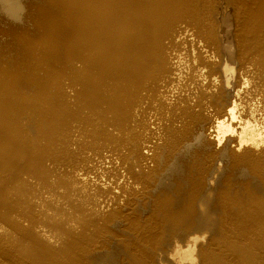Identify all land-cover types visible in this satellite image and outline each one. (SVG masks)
I'll return each mask as SVG.
<instances>
[{
	"label": "rangeland",
	"instance_id": "obj_1",
	"mask_svg": "<svg viewBox=\"0 0 264 264\" xmlns=\"http://www.w3.org/2000/svg\"><path fill=\"white\" fill-rule=\"evenodd\" d=\"M188 3L190 18L175 15L177 21L161 25L153 48L160 56L154 54L147 69L134 72L132 62L124 64L132 83L120 98L122 118L112 122L107 98L113 89L105 72L121 63L106 56L105 41L47 30L59 27L79 1L0 0V114L10 120L4 126L48 170L43 173L49 182L64 179L90 194L91 209L103 221L91 242L76 249V264H264V144L239 148L240 128L221 103L225 94L232 101L244 76H251L237 117L264 140V84L254 63L264 68V23L247 20L251 0H239L226 20ZM223 7L218 4L220 12ZM52 41L56 50L43 54ZM242 63L251 75L240 73ZM81 89L97 91L107 105L82 104ZM223 119L230 131L218 135ZM21 155L14 165L0 163V196L16 182L32 181ZM16 207L11 203L15 210L5 215L23 229L40 215L36 207L28 214ZM33 230L48 235L39 224Z\"/></svg>",
	"mask_w": 264,
	"mask_h": 264
},
{
	"label": "bare ground",
	"instance_id": "obj_2",
	"mask_svg": "<svg viewBox=\"0 0 264 264\" xmlns=\"http://www.w3.org/2000/svg\"><path fill=\"white\" fill-rule=\"evenodd\" d=\"M77 1H79V6L77 5L78 6L77 8L66 12L65 18L63 19L62 22L60 21L61 25L59 27L53 28V29H47V30L48 31L49 30L61 31L64 35H71L72 34V36L75 35V36H73L74 38H76V36H82L84 38V41H88L90 43H91V40H93V39L94 40L97 39L99 41H105L101 45H103L105 47V48L103 47V50H105L104 53L106 54V56L107 57L112 56L111 58H113V59H115V61L121 63V65L119 64V66L113 65L112 67H110L108 69V71L106 69V72H105L106 73L105 76H107V74H108L106 79H109V78L111 79V81L109 80L112 83V87L110 86V88H112L113 91L116 88L119 89L116 92V96L112 95L110 97V95L113 93V91H112V93L110 92V95L108 94L109 96L107 95L108 96V98H107L108 108L110 107L109 109H112L113 113H114V118H111V121L117 122L120 118H122V116H120V114H119L120 113V106H121L120 105V98H122V95L124 93H125V95L127 94L128 88H129L130 84L132 83L131 82L132 76L130 77L129 73L125 69V68H127V66L124 68V64L132 62L131 65L134 66L133 67L134 70H132V71H134V72L137 70V68L140 69V71H142L143 68L147 69V67L150 65V63H152V58H154L156 56V55L154 56V54L158 55V53H154L155 47L157 46V44L155 42V38L159 37L158 33H160V32L163 33V31L159 32L161 25L165 24L164 22L167 21L166 24L168 26V21H170V22L173 20L177 21V19H179V16L180 17H186V16L189 17L191 12H192V7H190L188 1L195 3V6L198 9H199V7L201 9L203 8L204 10H206V12L208 14H210V15L215 14L217 16L224 17L223 20H226L230 16L231 12H234V9L238 5L239 0H224V1H218V0H77ZM12 2H13V0H12ZM251 2L253 3V8H252V10L247 11V12H249V11H251V12L246 16V18H247V20H250L252 22H255V23L258 22V24H257V27H258L259 24L264 23V0H251ZM10 3L11 2H9V4ZM221 3L224 4V7H223V9L225 10L224 12L223 11L220 12V9H218V4L221 5ZM11 6H12V4H11ZM229 6L231 7L230 8L231 10L228 8ZM175 15H179V16H175ZM218 20L220 23L219 18H218ZM221 20H222V18H221ZM222 22H224V21H222ZM222 22H221V24H222ZM165 28H164V30H165ZM44 30H46V29L44 28ZM46 34H47V32H46ZM44 36H46V35H44ZM162 38H163V35H162ZM169 38H171V37H169ZM45 39H46V37H45ZM50 39H49V41H50ZM46 40H48V39H46ZM80 40H82V39L80 38ZM75 41H76V39H75ZM159 41H160V38H159ZM159 41H157V42H159ZM77 42H79V41H77ZM45 43H46V47L44 49L43 54L47 55V54L56 50L55 41L45 42ZM82 43L84 45L83 41H82ZM86 44H87V42H86ZM79 45H80V43H79ZM158 45H161V44H158ZM262 45H263V43H262ZM73 46L74 45H72V47ZM85 47H86V45H85ZM40 48L41 47H39V49ZM77 48L79 50V47H77ZM77 48H75V49H77ZM99 48H101V47H99ZM153 48H154V50H153ZM84 49H87V48H84ZM93 49H91V50H93ZM242 49H243V47H242ZM41 50H43V49H41ZM69 50H70V48H69ZM72 51H74V50H72ZM96 51H100V50L98 49ZM87 52H88V50H87ZM40 53H42V52H40ZM215 53L216 52H214V54ZM221 53L222 52H220L219 57H220ZM105 54H102V55H105ZM77 56H79V55H77ZM152 56H154V57H152ZM158 56H160V53ZM74 57H73V59H74ZM98 57L99 56H97V58ZM197 57H198V55H197ZM227 57H229V56H227ZM244 57H245V55H244ZM190 58H192V57H190ZM182 59H184V58L182 57ZM186 59L188 60V58H186ZM194 59H197V58H194ZM200 60H202V59L200 58ZM156 61H161V60H156ZM243 61H245L244 58H243ZM93 62H94V60H93ZM154 62H155V60H154ZM176 62H178V61H176ZM180 62H181V60H180ZM197 62H199V61H197ZM83 63H84V60H83ZM100 63H101V61H100ZM112 63H113V61H112ZM155 63L157 64L158 62H155ZM220 63H222V62H219V64ZM254 63L257 65L258 70H259V71H257V75L261 78V81L264 84V68L259 67L258 63H256V62H254ZM87 64L90 65L89 63H87ZM92 64H94V63H92ZM156 64H154V65H156ZM88 65H87V67H89ZM106 65H108V64L106 63ZM157 66H159V65L157 64ZM220 66H222V64H220ZM90 67H91V65H90ZM246 68L243 67V63H242V65L240 66V69H239L241 71L240 73H242L243 75L244 74L251 75V73H250L251 71H248ZM96 69H98V67ZM88 70H90V69H88ZM150 70H153V69H150ZM165 70H164V72H165ZM255 70L253 71L254 72L253 74L256 76ZM148 71H149V69H148ZM87 72H89V71H87ZM99 72L103 73L104 70L103 71L99 70ZM83 73H85V72L83 71ZM166 73H165V75H166ZM161 74H162V71H161ZM165 75H164V77H165ZM157 76H159V75H157ZM161 76H160V78H161ZM166 77H167V75H166ZM249 77H251V76H249ZM249 77L246 78V76H244V80H242V86L240 87V89H238L235 92V94L233 96L234 99L232 98V101H229V95L225 94V97L223 96L224 98H222L223 102H221L222 106L225 107V113L228 115V117H227L228 120L230 122H234V124L235 125L237 124L240 128L239 141L242 143H240V145L238 146L239 148L243 147V145L246 143H250V145L253 144L254 146H259V145L264 144L263 138L261 139L260 135L258 134V129L251 123H247V122L241 123V121H240L241 119H238V117H237V114H239V111H240L239 109L240 108L242 109V107L240 106L242 104V102H240L241 104L238 102L243 98V97L241 98V96L245 92V88L247 86V80L249 79ZM87 78H88V76H87ZM96 78H97V76H96ZM177 78H178V75H177ZM98 79L99 78H97L96 80H98ZM140 79L143 80L142 77ZM145 79H147V78H145ZM166 80H167V78H166ZM90 81L91 80H89V82ZM99 81L101 82V80H99ZM163 81H165V80H163ZM96 82H98V81H95V83ZM248 82H250V80ZM103 83H101V85ZM134 85L132 87H134ZM89 86H90L89 88H91V86H95V85L90 84ZM85 87H86V85H85ZM98 87H99V85H98ZM103 87H105V85ZM132 87H130V88H132ZM156 88H158V87H156ZM262 88H264V85H261V89ZM87 90H88V88H87ZM99 92L102 93L103 91L101 92L99 90ZM255 92H256V90H255ZM260 92L257 93L258 96L260 95L259 94ZM90 93L91 92H87L85 89H81L78 92V98L77 99L79 101H81V103L85 102L86 104L84 103V105L90 106V108H91V106L95 105V103H93V101H95V100H96L95 102H97L98 104H100L99 102H101L102 103L101 105H104V106L107 105V104H105V101L101 98V95L96 96V94L98 92L96 94L94 93L93 95H92V93L91 94ZM262 93H263V91H262ZM127 95H129V94H127ZM155 95H157V94H155ZM222 95L223 94H221L220 96H222ZM262 97H264V95ZM103 98H104V95H103ZM122 103H123V101H122ZM125 103H126V101H125ZM129 104H130V102H129ZM239 106H240V108H239ZM130 113H129V115H130ZM6 115H7V113H6ZM6 115L4 113L0 114V144H1L0 145L1 146V148H0V163L1 162H10L12 165H14V162H15L14 159H16V156H19L20 154H22L28 160L26 162L25 167L29 170L28 174H29L30 178H32V181L28 182V181L22 180V181L16 182V185L13 186L7 194H5L4 196H0V208L3 210V212H2V223L3 224H0V229L8 231L5 233H0V248L2 249V250H0V264H76V263H78V259L80 258L78 253L75 252L76 249H77V251L81 250V247H85V246L80 245V244L91 242L93 236L98 233V231L101 227L100 223L103 221L99 222L97 219L100 218L101 216L93 208L91 209L92 204H90V202H89V199L91 198L90 194L81 191L77 187H71L69 185V182L67 180H64V179H59V180L54 181V182H49L47 180V178L45 177V174L43 172H46L48 170L44 166H42L39 162H37V161H39L38 158L28 148H26L25 146L20 144L21 138L19 141H18V139H16V134H14V131H15L14 129H13L14 130L13 131L9 128L13 132V134H12L11 131H9L8 129L5 128L7 126V123L10 122V120H6L7 119L5 117ZM251 116H253V111L251 112ZM125 117H126V115H125ZM8 119H10V118H8ZM105 120H108V118L106 117ZM4 121H8L7 123H5L6 126H4L5 125L3 123ZM125 121H126V119H125ZM105 125H104V127H106ZM8 126H7V128H8ZM106 128H109V127H106ZM216 128H217V134L218 135H221V134H224V133L230 131V127L225 124L224 119L221 120L220 122H218V125ZM98 132L100 133V131H98ZM101 132H103V131H101ZM8 133H9V135H8ZM15 133H17V132H15ZM50 133L53 134V132L51 131V132H49V136L51 135ZM109 135H110V133H109ZM107 136H108V133H107ZM17 137H18V135H17ZM105 137H106V135H105ZM114 137H116V136H114ZM102 139H105V138L102 137ZM107 139H109V138L107 137ZM116 139H117V137H116ZM103 141H105V140H103ZM22 155L20 157H23ZM57 188H58V190H56ZM60 189L62 190L61 195H59ZM9 193H10V195H9ZM43 193H47V195L49 196V199H47V200L43 199L42 198ZM59 196L62 199V203L57 202V199ZM33 197L36 200L34 202L35 204L32 202ZM51 198L53 200H51ZM11 203H13L15 205V207L18 206L20 208L19 209L16 207V209L20 210L18 212L21 213L22 211H24L23 214L25 212H26L25 214H28V212L30 213L31 210L35 209V207L38 209V211L40 212V215L38 216L37 220L30 222V228H24L23 229L18 223L12 222L11 219L5 215L7 211L15 210V208L10 209ZM92 211L94 213H92ZM36 223L41 225L43 228L46 229V231L48 233L47 236H42V235L38 234L35 230H33L34 227L37 225ZM252 223H255V221ZM235 226H236V224H235ZM252 226H254V225H252ZM234 231H237V230H234Z\"/></svg>",
	"mask_w": 264,
	"mask_h": 264
}]
</instances>
